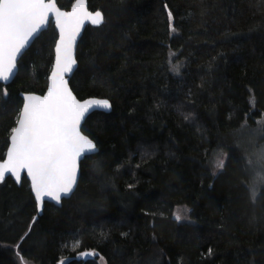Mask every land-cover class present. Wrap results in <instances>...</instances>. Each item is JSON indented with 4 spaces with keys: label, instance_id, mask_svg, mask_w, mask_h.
<instances>
[{
    "label": "trees",
    "instance_id": "trees-1",
    "mask_svg": "<svg viewBox=\"0 0 264 264\" xmlns=\"http://www.w3.org/2000/svg\"><path fill=\"white\" fill-rule=\"evenodd\" d=\"M86 3L103 23L84 29L69 87L111 105L81 127L97 152L41 215L25 176L0 183V264H264V187L252 200L242 134L264 132V0ZM56 39L50 22L0 84V158L21 94L46 89Z\"/></svg>",
    "mask_w": 264,
    "mask_h": 264
},
{
    "label": "snow or ice",
    "instance_id": "snow-or-ice-1",
    "mask_svg": "<svg viewBox=\"0 0 264 264\" xmlns=\"http://www.w3.org/2000/svg\"><path fill=\"white\" fill-rule=\"evenodd\" d=\"M50 17L54 18L59 39L55 44L47 92L43 96H24L15 125L9 130L6 153L0 158V182L10 174L19 183L21 173H26L38 208L45 198L60 204L73 193L77 185L78 161L95 153L97 148L94 141L82 133L81 123L93 109L111 107L107 99H77L66 78L76 65L74 48L84 23H103L101 11H89L86 0H74L70 11H62L55 0H0V81L7 82L13 77L18 57L49 23ZM168 19L171 22V12ZM170 29L176 31L171 23ZM171 70L179 74V65H172ZM4 95H7L6 89ZM185 119L189 116L185 115ZM247 163L253 165L252 160ZM255 166L256 179L264 182V151L258 154ZM224 167L225 160L218 158L215 168L222 170ZM250 191L255 198L254 184ZM175 218L180 220L181 216L177 214ZM77 246L78 240L73 244Z\"/></svg>",
    "mask_w": 264,
    "mask_h": 264
},
{
    "label": "rangeland",
    "instance_id": "rangeland-1",
    "mask_svg": "<svg viewBox=\"0 0 264 264\" xmlns=\"http://www.w3.org/2000/svg\"><path fill=\"white\" fill-rule=\"evenodd\" d=\"M258 124H261V123L259 122ZM242 134L244 135V137L246 139V142H248L249 146L251 147L249 153L247 154V159L253 161V165L249 166L250 169H251V173H252V180H251L250 186H253V184L255 186V190H256L255 198H253V196H252V193L250 191V187H249V191H250L251 199L255 200L257 198L258 194H259L260 189L262 187H264V182H260L258 179H256V175H255V172H256V166H255L256 158H257L259 153L264 151V132H263V127H262V125H260V127L258 129H254L253 127H248L247 129H245L242 132ZM257 144H260V145L255 150V146ZM177 214H179L181 216L180 220H177L175 218ZM173 216L179 223H190L191 222V219H190V216H189V207H187L185 205L176 206L173 209ZM99 263L103 264V261L101 260Z\"/></svg>",
    "mask_w": 264,
    "mask_h": 264
},
{
    "label": "water",
    "instance_id": "water-1",
    "mask_svg": "<svg viewBox=\"0 0 264 264\" xmlns=\"http://www.w3.org/2000/svg\"><path fill=\"white\" fill-rule=\"evenodd\" d=\"M70 10H71V7H70V9L67 10V11H70ZM62 11H65V10H62ZM50 22L53 23V26H54V28H55V30H56V33H57V39H56V41H57V40L59 39V32H58V29H56V27H55V21H54V18L50 17V19H49V23H50ZM49 23H48V24H49ZM48 24H47L43 29H41V31H40L39 33H37V34L33 37V39L30 41L29 45H28V46L22 51V54L18 57V61H19V59L21 58V56L23 55V53H24L27 49H29V47L31 46V44L33 43V41L35 40V38H36L41 32H43V31L47 28ZM89 24H91V22H90V21H86V22L84 23V25L82 26L79 35L77 36L76 44H75V48H74V58H75V53H76V46H77V43H78V41H79V39H80V37H81V35H82L84 29H85V28L87 27V25H89ZM91 25H93V24H91ZM55 44H56V42H55ZM54 59H55V46H54V57H53V63H52V66H53V64H54ZM18 61H17V63H18ZM51 69H52V67H51ZM75 69H76V65H75V67H74V69H73V72L70 73V74H68V76L66 77V78L68 79V83H69V79H70V77L72 76V74L74 73ZM50 73H51V70H50ZM50 73H49V75H50ZM16 74H17V69H16V71H15V74L13 75V77H12L9 81H7V82L0 81V84H2L3 86H7V85L10 84V83L12 82V80L15 78ZM49 75H48V77H49ZM48 82H49V81H48V78H47V86H46V89H45L44 93H43V94H40L39 96H43V95L46 94V92H47V87H48ZM29 94H32V95H38V94H34V93H24V94H21L22 106H23V103H24V96H25V95H29ZM92 98H94V99H101V98H97V97H88V98H85V99H92ZM85 99H83V100H85ZM81 101H82V100H81ZM22 106H21V108H22ZM109 111H110V108H109V109H102V108L93 109V110L90 111L88 114H86L85 119H86L89 115H91L92 113H96V112L108 113ZM85 119L82 121V123H81V127H82V125H83ZM8 142H9V140H8ZM96 152H97V149H96ZM96 152H95V153H96ZM5 153H6V152H5ZM95 153H89V154H87V156L93 155V154H95ZM87 156H86V157H87ZM84 158H85V157H82V158L80 159V161H78L77 182H78V178H79V166H80V162H81ZM23 176H25V178L28 180L29 185H30L31 182H30V180L27 178L26 173H21V179H22ZM8 177L11 178V179L13 180V182H14L16 185H19V184H20V182L17 183L16 180H15V178H14V177H11L10 174H7L6 177H5V179L8 178ZM0 183H1V182H0ZM75 188H76V186H75ZM75 188H74V191H75ZM30 189H31V188H30ZM74 191H73V192H74ZM31 193H32V192H31ZM72 194H73V193H72ZM72 194H70L69 197H65V198H63L62 201H63V200H66V199H69V198L71 197ZM32 195H33V197H34V194H32ZM34 200H35V197H34ZM62 201H61V203H62ZM35 203H36V201H35ZM45 203L52 204V205H54V206H56V207H59V206L61 205V203H60V204H57L55 201H51V200H49L48 198H45L44 203H43L39 208L37 207L38 215H41L42 210H43V205H44ZM36 206H37V205H36Z\"/></svg>",
    "mask_w": 264,
    "mask_h": 264
}]
</instances>
